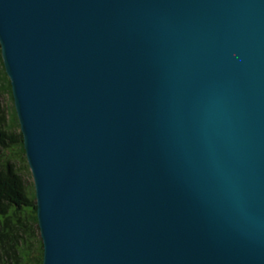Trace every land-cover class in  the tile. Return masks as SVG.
<instances>
[{
  "label": "water",
  "instance_id": "1",
  "mask_svg": "<svg viewBox=\"0 0 264 264\" xmlns=\"http://www.w3.org/2000/svg\"><path fill=\"white\" fill-rule=\"evenodd\" d=\"M42 264H264V0H0Z\"/></svg>",
  "mask_w": 264,
  "mask_h": 264
},
{
  "label": "trees",
  "instance_id": "2",
  "mask_svg": "<svg viewBox=\"0 0 264 264\" xmlns=\"http://www.w3.org/2000/svg\"><path fill=\"white\" fill-rule=\"evenodd\" d=\"M6 76L1 79L10 89ZM11 125H18L15 111ZM23 155L21 132L12 134L0 126V264H42L41 242L35 250L30 246L29 227L37 224L34 191L23 189L10 164Z\"/></svg>",
  "mask_w": 264,
  "mask_h": 264
},
{
  "label": "rangeland",
  "instance_id": "3",
  "mask_svg": "<svg viewBox=\"0 0 264 264\" xmlns=\"http://www.w3.org/2000/svg\"><path fill=\"white\" fill-rule=\"evenodd\" d=\"M0 53V126L4 129H7L12 134H18L20 132V127L18 125H11L12 123V112H14V105L12 100V95L9 87H7L6 81H2V76L4 71L2 58ZM6 74V73H5ZM8 79V77L6 76ZM22 159L19 157L15 158L12 161L11 166L14 173H16L20 179L21 185L26 191H34L33 178L30 172V169L27 165L25 154L22 156ZM30 246L32 249H36L41 242L38 225H30ZM42 249V243L40 245Z\"/></svg>",
  "mask_w": 264,
  "mask_h": 264
}]
</instances>
